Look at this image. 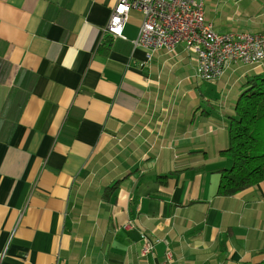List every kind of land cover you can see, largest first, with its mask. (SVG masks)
I'll list each match as a JSON object with an SVG mask.
<instances>
[{
    "label": "crops",
    "instance_id": "0c3cea01",
    "mask_svg": "<svg viewBox=\"0 0 264 264\" xmlns=\"http://www.w3.org/2000/svg\"><path fill=\"white\" fill-rule=\"evenodd\" d=\"M116 1L0 0V264L264 262V179L217 193L228 118L264 59L207 94L184 43L133 46L136 11L125 37L105 31ZM203 13L264 33V0Z\"/></svg>",
    "mask_w": 264,
    "mask_h": 264
},
{
    "label": "built area",
    "instance_id": "2783aa9c",
    "mask_svg": "<svg viewBox=\"0 0 264 264\" xmlns=\"http://www.w3.org/2000/svg\"><path fill=\"white\" fill-rule=\"evenodd\" d=\"M131 11L140 17L133 46L144 48L150 57L161 49L173 52L177 44L184 43V49L194 53L197 78L216 80L233 62L256 64L264 59V33L216 31L204 19L203 0H117L105 31L125 37L123 30ZM143 238L141 253L147 254L153 243ZM60 261L58 264H64Z\"/></svg>",
    "mask_w": 264,
    "mask_h": 264
},
{
    "label": "trees",
    "instance_id": "16d2710c",
    "mask_svg": "<svg viewBox=\"0 0 264 264\" xmlns=\"http://www.w3.org/2000/svg\"><path fill=\"white\" fill-rule=\"evenodd\" d=\"M227 130L228 145L220 153L230 165L218 170L217 193L221 195L235 194L264 179V76H250L244 83Z\"/></svg>",
    "mask_w": 264,
    "mask_h": 264
},
{
    "label": "rangeland",
    "instance_id": "374dc122",
    "mask_svg": "<svg viewBox=\"0 0 264 264\" xmlns=\"http://www.w3.org/2000/svg\"><path fill=\"white\" fill-rule=\"evenodd\" d=\"M200 90H205V92L208 94V90H214L215 88V81L214 80H204L200 78H194L193 80Z\"/></svg>",
    "mask_w": 264,
    "mask_h": 264
}]
</instances>
